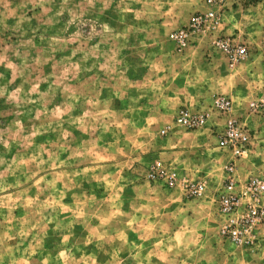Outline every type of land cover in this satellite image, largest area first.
Instances as JSON below:
<instances>
[{
  "label": "rangeland",
  "instance_id": "374dc122",
  "mask_svg": "<svg viewBox=\"0 0 264 264\" xmlns=\"http://www.w3.org/2000/svg\"><path fill=\"white\" fill-rule=\"evenodd\" d=\"M204 9L0 0V264H264V225L251 246L221 235L227 154L209 169L199 149L229 97L252 143L234 174H264V4L232 0L217 27L174 43ZM229 35L250 47L236 65L215 44ZM183 108L208 122L179 126Z\"/></svg>",
  "mask_w": 264,
  "mask_h": 264
},
{
  "label": "built area",
  "instance_id": "2783aa9c",
  "mask_svg": "<svg viewBox=\"0 0 264 264\" xmlns=\"http://www.w3.org/2000/svg\"><path fill=\"white\" fill-rule=\"evenodd\" d=\"M232 0H204V10L195 12L187 25L178 28L170 35L171 40L180 46H186L193 40V34L203 29L217 27L225 17ZM264 4V0H248ZM215 44L227 56L231 65H236L247 58L250 47L233 35L218 37ZM264 59V34L259 46ZM258 103L252 101L251 107ZM262 105V104H261ZM264 106V105H262ZM225 116L223 125L214 123V132L218 139V148L227 154L224 165L228 172L226 183L218 194V211L223 218L221 235L235 244L251 246L259 240L260 225H264V174L252 175L243 185L234 171L240 159L250 149L251 133L243 119L232 115V100L229 97H217L213 110ZM210 117V111L193 112L187 108L180 109L176 123L188 130L204 126ZM165 129L162 130L165 133ZM204 182L188 188L187 195L197 197L206 189Z\"/></svg>",
  "mask_w": 264,
  "mask_h": 264
},
{
  "label": "crops",
  "instance_id": "0c3cea01",
  "mask_svg": "<svg viewBox=\"0 0 264 264\" xmlns=\"http://www.w3.org/2000/svg\"><path fill=\"white\" fill-rule=\"evenodd\" d=\"M197 106H199V102H197ZM206 130H207V132H205V131L202 132L203 137H201L199 139L200 140L199 149L201 151H203L204 156L206 155V157L204 158L205 162L203 161L202 163L205 165L209 161L208 162V164H209L208 168H209L210 164L214 162V158L218 155L219 148L217 145L213 146L214 144H218V139H217V136L214 133V131L211 130V128H207ZM206 135H207V137H206ZM207 150H208V152H207ZM214 153L217 155H215ZM212 154H214V155L212 156Z\"/></svg>",
  "mask_w": 264,
  "mask_h": 264
}]
</instances>
